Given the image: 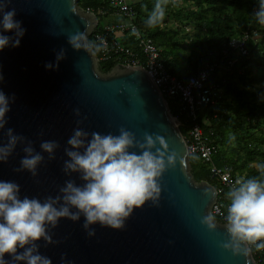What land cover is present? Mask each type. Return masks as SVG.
Here are the masks:
<instances>
[{
	"label": "water",
	"instance_id": "water-1",
	"mask_svg": "<svg viewBox=\"0 0 264 264\" xmlns=\"http://www.w3.org/2000/svg\"><path fill=\"white\" fill-rule=\"evenodd\" d=\"M0 2L6 3L4 11L15 10L14 20L25 30L17 37L15 30L4 31L0 25V35L11 37L0 50V92L10 108L0 129V146L8 144L9 128L18 137L6 160L0 161V181L17 183L21 198L41 202L62 195L68 181L81 185L79 173L65 170L70 160L65 150H73L68 140L76 130L90 139L93 132L119 135L124 128L138 145L146 143L147 134L155 142L153 153L159 149L164 154L165 168L156 181L159 195L134 209L122 229L98 223L86 229L83 214L78 220L61 218L55 227L46 225L50 241L35 242L39 254L51 264H257L250 245L247 256L240 254L243 246L235 251L238 242L227 222L213 214L218 189L195 177L181 123L145 67L120 63L107 72L100 68L104 59L89 42L99 26L98 15L79 0ZM72 37L79 47L70 43ZM17 38L20 43L14 47ZM45 141L57 147L45 152L40 147ZM28 147L43 157L35 174L16 171ZM129 151L140 154L141 149ZM209 215L214 229L202 222ZM4 258L8 264H24L7 253Z\"/></svg>",
	"mask_w": 264,
	"mask_h": 264
},
{
	"label": "clouds",
	"instance_id": "clouds-1",
	"mask_svg": "<svg viewBox=\"0 0 264 264\" xmlns=\"http://www.w3.org/2000/svg\"><path fill=\"white\" fill-rule=\"evenodd\" d=\"M167 0H157L147 23L155 26L165 17L164 5ZM6 3L0 2V25L4 31L15 30L17 37H22L24 29L20 22L14 20L15 10L4 11ZM259 23L264 25V0L260 9L255 13ZM133 35H138L133 29ZM11 37L0 35V50L9 45ZM19 38L12 46L18 47ZM75 47L76 37L70 39ZM60 59V57H57ZM51 68L52 65H46ZM10 111L8 98L0 92V129H4L7 121L5 114ZM8 129L9 142L0 146V161L6 160L18 137ZM161 145H165L163 138H158ZM144 144H137L134 134L119 129V135L111 133L101 135L76 130L68 140L71 149H66L69 161L65 162V170L80 174L83 181L77 185L74 181L66 182L61 188L62 195L48 197L43 202L38 198L20 196V186L12 181H0V264H8L5 254H9L13 261L24 264H51V260L39 254L36 241L41 238L50 241L46 225L56 226L61 218L78 220L83 214L84 227L100 224L103 227L122 229L126 219L134 209L143 206L146 201L154 200L159 195L157 178L164 171L163 152L159 149L153 153L155 142L151 136L145 134ZM139 146L140 154L129 149ZM45 152L51 153L57 145L55 142L45 141L40 145ZM27 153L21 159V169H27L35 174L37 165L43 157L34 153L31 147L25 148ZM175 153L169 157L172 162ZM261 177L237 180L227 196L230 199L227 215V230L237 243L235 251L247 256L251 249L248 245H255L257 250L264 249V164L257 166ZM62 201V203H60ZM60 203L59 207L56 205ZM76 209L75 212L71 209ZM214 219L205 217L210 229L216 225ZM94 233H89L92 235ZM260 241V243H257ZM228 247V245H225ZM22 249L23 251H18Z\"/></svg>",
	"mask_w": 264,
	"mask_h": 264
},
{
	"label": "trees",
	"instance_id": "trees-1",
	"mask_svg": "<svg viewBox=\"0 0 264 264\" xmlns=\"http://www.w3.org/2000/svg\"><path fill=\"white\" fill-rule=\"evenodd\" d=\"M261 2L167 0L165 17L155 26H149L147 20L157 0L136 3L137 22L161 48L165 65L171 73L187 79L207 66H214L212 81L218 89L217 103L199 111L200 120L207 132L214 131L213 140L219 147L214 162L229 166L234 174H244L245 180L261 177L257 166L264 164V25L255 16ZM109 3V0H79L84 9H91L98 15L101 8L109 11ZM110 15L111 11L106 16L99 15L98 29L103 23L101 19ZM246 31L251 35L247 41L248 54L237 57L230 52L225 55L223 49L228 41L241 37ZM254 31L258 32L257 37L253 36ZM95 34L90 36L89 42L101 57ZM123 42L137 49L132 38L124 37ZM235 58L234 65H229ZM120 63L118 59L101 60L100 68L107 72ZM169 106L189 140L192 123L187 110L179 97L169 99ZM191 161L198 180H207L220 187L207 164L194 156ZM229 191L227 188L225 195Z\"/></svg>",
	"mask_w": 264,
	"mask_h": 264
},
{
	"label": "built area",
	"instance_id": "built-area-1",
	"mask_svg": "<svg viewBox=\"0 0 264 264\" xmlns=\"http://www.w3.org/2000/svg\"><path fill=\"white\" fill-rule=\"evenodd\" d=\"M109 1V11L101 8L99 9V15L106 16L111 11L112 15H120L121 20L104 22L95 31V40L100 58L104 60L118 59L121 64L144 66L161 89L168 104L169 99L174 100L179 97L192 123L189 129V140H187L190 155L201 159L203 163L207 164L212 177L218 180L220 185L217 188L219 197L212 212L215 216L221 217L222 221L227 222L230 199L225 195V192L227 188L230 190L234 188L238 179L245 180V175L241 173L234 174L229 166H219L214 162V156L219 149L213 140L214 131L207 132L200 120L199 111L206 106H213L217 103L218 89L212 81L214 66H207L198 74L187 79L171 73L161 55V48L137 22L136 3L139 0L134 2L131 0ZM133 29L137 31L138 35L132 34ZM253 36L257 37L258 32L254 31ZM123 37L132 38L137 49L126 45L123 42ZM250 37L249 31H246L241 37L230 39L223 49L225 55H229L230 52L237 57L247 55L249 52L247 41ZM142 60L145 62L142 63ZM236 60L237 58L231 60L229 65L233 66ZM257 243H260V241ZM250 246L253 253L255 251L257 255V258L255 257L257 264H264V249L257 250L255 245Z\"/></svg>",
	"mask_w": 264,
	"mask_h": 264
},
{
	"label": "rangeland",
	"instance_id": "rangeland-1",
	"mask_svg": "<svg viewBox=\"0 0 264 264\" xmlns=\"http://www.w3.org/2000/svg\"><path fill=\"white\" fill-rule=\"evenodd\" d=\"M132 2L136 1V0H131ZM138 1V0H137ZM121 16L118 14H113L110 15L109 17H104L103 19H101V22H112V21H116L120 18Z\"/></svg>",
	"mask_w": 264,
	"mask_h": 264
},
{
	"label": "crops",
	"instance_id": "crops-1",
	"mask_svg": "<svg viewBox=\"0 0 264 264\" xmlns=\"http://www.w3.org/2000/svg\"><path fill=\"white\" fill-rule=\"evenodd\" d=\"M119 20H121V17L118 19V20H116V21H119ZM124 38V37H123Z\"/></svg>",
	"mask_w": 264,
	"mask_h": 264
}]
</instances>
